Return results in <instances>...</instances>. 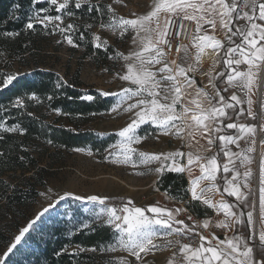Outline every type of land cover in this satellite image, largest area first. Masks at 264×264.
<instances>
[{"label": "snow or ice", "instance_id": "obj_1", "mask_svg": "<svg viewBox=\"0 0 264 264\" xmlns=\"http://www.w3.org/2000/svg\"><path fill=\"white\" fill-rule=\"evenodd\" d=\"M122 2L31 0V11L23 17L24 28L35 32L39 25L47 35L62 36L57 43L66 41L74 48H79L80 44L74 41L73 34L78 33L79 40H85L86 32H91L94 27L108 30L120 39L132 34L130 39L135 48L128 54L117 51L113 56L108 55L109 40L102 39L98 32H91L95 48L103 49L108 59L122 60L126 68L116 71L114 78L127 82L128 86L119 92L100 93L104 97H117L108 109L110 113L131 114L130 122L116 132L119 142L105 149L112 157L110 162L129 165L133 169L156 163L158 166L148 171L160 176L165 172L186 173L190 180L188 203L201 202L214 210L216 217L189 224L179 218L184 215L192 221L184 206L169 208L156 204L139 207L128 200L117 207L109 206L108 197L77 195L73 197L75 200L86 199L103 206L99 212L93 213V223L99 220L109 226L113 230L111 239L114 242L90 248L79 245L71 250L63 248L58 255L74 257L84 252H121L126 255L109 260L108 264H147L149 255L170 250L171 258L167 264H264V139L260 141L258 159L257 211V204L249 203L257 125L238 122L245 113L255 119L253 94L264 81V0H153L150 11L141 15L133 13L129 18L119 15L114 7ZM13 10L10 19L20 20L21 16L15 13L22 10V5L14 4ZM81 20L85 22L78 23ZM2 23L6 24L7 20ZM0 34L7 38L20 35L19 32L3 30ZM206 56L211 60V67L207 69L204 68ZM221 63L223 68L217 71ZM201 71L207 77L205 85H200L197 80L196 74ZM20 75L19 72L0 73V92L18 81ZM67 83L61 78L57 87ZM221 83L225 85L223 88ZM230 89L243 93L246 101L237 91L226 96ZM79 98L94 100L90 94ZM27 99L41 102L34 92ZM47 99L51 101L53 96ZM245 102L247 109L243 107ZM260 107L264 110V103ZM10 108L26 111L25 97H14L3 111L7 113ZM53 111L61 113L59 108ZM27 115L33 113L27 112ZM145 125L153 129L151 137L146 130L142 131ZM260 129L264 131V124ZM229 130H235V134ZM26 131L18 123L9 125L7 120L0 118V133L23 135ZM161 136L181 140L187 151L148 153L136 147L149 138L159 140ZM3 141L5 136L0 135V142ZM241 141L247 147L241 148ZM232 146L240 150L234 151ZM73 150L85 151L79 147ZM88 154L93 153L88 150ZM5 155L0 150V157ZM223 158H227L225 162H222ZM225 194L228 198H235L234 202L230 203ZM40 195L46 196L47 193ZM216 195L219 199H214ZM69 196L73 194L59 196L20 229L14 242L0 255V264H7L10 254L41 217ZM245 206L250 210L245 212ZM82 227L94 230L89 223H83ZM240 227L248 228L247 238L236 234ZM212 228L233 234L224 238L214 231L204 234L205 230ZM193 239H196L195 244L191 242Z\"/></svg>", "mask_w": 264, "mask_h": 264}, {"label": "rangeland", "instance_id": "obj_2", "mask_svg": "<svg viewBox=\"0 0 264 264\" xmlns=\"http://www.w3.org/2000/svg\"><path fill=\"white\" fill-rule=\"evenodd\" d=\"M105 2H111V0H105ZM152 4L153 0H123L122 4L114 5V7H116L119 15L129 18L133 13L141 15L150 11ZM105 19H107V17H105ZM240 23L243 24L244 22L241 21ZM91 32H98L102 39H108L109 45L115 47V52H110L109 55L114 56L117 51L128 54L130 50L135 48L130 39L132 34H126L124 39H120L118 35H114L108 30H99L94 27ZM75 34L77 35L78 33ZM75 34H73V39ZM62 39L63 37L57 34L43 42V53L37 57V61L40 62V68L44 70H54L62 80L66 81H68V73L72 76L79 70V77L83 82L84 89L98 91L100 93L102 91L119 92L121 88L128 86L127 82L114 78L116 71L126 70L122 60L106 59V56L98 53L95 56H85L84 46L80 45L79 48H74L68 45L66 41L57 43V40ZM221 64L216 69L217 71L220 70ZM35 67L34 63L25 65L16 61L7 71L11 73L19 72L21 73L20 76H22L24 74H32ZM210 67L211 60L206 56L204 58V68L207 69ZM105 68L109 69V71H104ZM202 71L198 72L196 76L198 83L200 85H205L207 84V77L202 74ZM234 91H237V94L241 95V98L246 101V97L243 93L235 89ZM113 98L115 103L117 97ZM253 101V110L256 112L258 119L259 111L262 110L260 105L264 103V87H262V82L260 88L253 94ZM243 107L247 109L246 102ZM41 108L48 114V121L53 122L58 113L48 109L44 105H42ZM130 115L131 114L123 112L110 113L107 110L101 112L92 121L84 125L83 129L92 130L102 138L111 137L113 140H111L109 145L105 148L107 149L110 145L119 142V137L116 135V132H118L120 128L126 126L127 122H130ZM262 116L264 124V110H262ZM249 118L252 117L249 116ZM252 123L256 124L257 121ZM61 124L69 126V123L66 121H63ZM143 130H146L150 137L153 135V129L150 126H143L142 131ZM39 146V149L42 150V153H40L41 161L39 166L44 169L39 177L41 180L43 179L44 184L39 187V190L40 193L45 192L47 195L41 196L39 194L37 200L28 208V218L21 226V229L34 219L38 212L57 200L59 196H63L66 193H72L73 196L61 200L59 204H56L54 208L50 209L48 213L41 217L36 225H34L33 229L26 234L24 241H22V243L17 246V249L10 254L7 264H41L43 261V251L46 249L53 234L67 233L71 235L76 231L84 229L82 227L83 223L91 224L93 229L107 226L99 220L93 223L95 219L93 213L99 212L103 206L94 204L86 199L79 201L75 200L73 197L77 195L83 197L99 195L108 198L127 196L129 197L128 200H132L134 204L139 207L159 204L169 208L184 206L189 209L188 201H183V204H181L180 200L170 196L168 192L162 191L159 188L157 181L160 175L148 171L149 168L157 167L158 165L156 163L149 166L141 165L139 168L133 169L129 165L111 163L110 160L112 157L108 156L105 149L94 150L91 147H79L84 148L85 151L76 152L73 150L74 148L56 147L50 143L44 142H41ZM136 147H138L140 151L148 153L168 152L177 149L187 151V148L181 140L175 137L165 136H161L159 140L149 138ZM232 147L234 151L240 150L236 149L234 146ZM244 147H247L246 143L241 145V148ZM88 150H91L93 154L89 155ZM260 152L261 151L257 152L256 146V152L252 154L254 157V163L251 165L253 170V176L251 178L252 199L249 200V203L257 204V173ZM36 155H38V153H36ZM208 155H211V153H208ZM106 156H108V159H105ZM241 171H243V168H241ZM137 173L144 174L140 175ZM185 175L190 186L188 175L186 173ZM225 198L228 199L226 194ZM214 199H219V196L216 195ZM229 202L231 203L230 200ZM199 203L202 211L201 213L203 214L202 216L215 213L214 210L207 208L201 202ZM109 206L119 207L120 205ZM243 210L246 212L250 209L245 206ZM179 218L185 219L186 223L189 222L184 215H181ZM220 218H222V214ZM19 230L16 235L19 234ZM245 233L249 235L247 227H240L236 231V234L241 236L246 235ZM232 234L233 233H227L226 235L231 236ZM11 242H14V238ZM113 242L114 241L111 240L100 245L104 246ZM10 243L0 247V255H3ZM254 251L256 250L254 249ZM169 253L170 250L156 252L155 254L149 255L146 258V262L147 264H164L168 260ZM92 255L93 257L90 258L79 257L75 260L76 262H84L87 260L94 262L87 264H108L109 260H115L121 255H126V253H101L98 251L92 253Z\"/></svg>", "mask_w": 264, "mask_h": 264}, {"label": "trees", "instance_id": "obj_3", "mask_svg": "<svg viewBox=\"0 0 264 264\" xmlns=\"http://www.w3.org/2000/svg\"><path fill=\"white\" fill-rule=\"evenodd\" d=\"M30 2L31 0H0V30L20 33L15 38H7L0 34V73L8 72V68L16 61L25 65L34 63L36 66L32 74L19 76L18 81H14L12 86L0 92V118L7 120L9 125L18 123L27 130L23 135L0 133L5 136V141L0 142V150L6 153L4 157H0V247L10 243L17 231L21 229L28 218V208L37 200L40 194L39 187L44 184L43 179L39 178L44 170L39 166L40 153H42L39 149L41 142L51 141L50 144L53 146L68 149L91 147L94 150H104L113 140L111 137L102 138L92 130L83 129L84 125L114 104L112 96L104 97L98 91L84 89L79 70L72 76L68 73V83L63 87H57L58 82H61V77L54 70L40 68L37 57L43 53V42L53 35L45 34L39 25L35 32L24 28L23 17L31 11ZM16 3L22 5V10L15 13L21 16L20 20L10 19L14 11L13 5ZM35 7H41V5ZM6 20V24L2 23ZM84 22L81 20L78 23L83 24ZM74 40L84 46L85 56L92 55L94 52L106 56L103 49L97 50L93 45L91 32H86L85 40H79L78 34H75ZM110 52H115L113 45H109L108 55ZM105 58L107 59V56ZM222 68L223 64L220 70ZM224 86L220 84L221 88ZM232 91L234 89H230L225 95H230ZM33 92L40 97V103L27 99V96ZM85 94L92 95L94 100L85 101L79 98ZM18 95L25 97L26 111L10 108L9 112H4L3 107ZM50 95L53 96L51 101L47 99ZM42 105L51 110L59 108L61 113L56 115L53 122H50L48 114L41 108ZM27 112L33 115L28 116ZM93 113L96 114L93 115ZM63 121L68 122L69 126L61 124ZM255 121H257V116L253 119L245 113L238 122L250 124ZM229 131L235 134V130ZM20 157L24 159L21 160ZM226 159L223 158L222 162ZM157 184L162 191L168 192L170 196L180 201L190 200L189 184L185 174L165 172L159 177ZM128 199L127 196L109 197L107 203L121 205ZM228 199L234 202V198ZM251 199L252 195L249 197V200ZM199 204L198 201H192L188 203V207L191 212L202 216ZM112 236L113 230L109 226L97 227L92 231L81 229L71 235L53 234L43 251L41 264L94 263L90 260L84 262L75 260L79 257H93L92 253L84 252L74 257L67 254L58 255V253H61L63 248L71 250L77 245L89 248L100 245L111 241ZM243 237L247 238L248 234Z\"/></svg>", "mask_w": 264, "mask_h": 264}, {"label": "built area", "instance_id": "obj_4", "mask_svg": "<svg viewBox=\"0 0 264 264\" xmlns=\"http://www.w3.org/2000/svg\"><path fill=\"white\" fill-rule=\"evenodd\" d=\"M178 39H179V38L177 37V40H178ZM186 42H187V41H185V43H186ZM173 53H174V49H173ZM262 117H263V116H262V110H260V111H259V114H258L257 123H256V125H257V134H256V140H257V145H256V146H257V152L261 151L260 141H261L262 139H264V131H262V130L260 129V125L263 124ZM187 209H188V208H187ZM188 214L192 216V221H189V222H188L189 224H191L193 221H203L204 219H209V218L214 219V218L216 217V214H215V213L209 214V215H207V216H199V215H197V214L191 212L189 209H188ZM209 231H214L215 234H216L217 236L221 237V238H224V236L227 234V233H225V231H223V230H221V229H218V228H212V229H209V230H205V231H204V234H205V235H208V232H209ZM184 242H189V241L185 240ZM191 242H192L193 244H195V243H196V239H193ZM170 258H171V257H170V253H169V257H168V259H170ZM167 261H168V260H167ZM164 264H167V262L164 263Z\"/></svg>", "mask_w": 264, "mask_h": 264}, {"label": "crops", "instance_id": "obj_5", "mask_svg": "<svg viewBox=\"0 0 264 264\" xmlns=\"http://www.w3.org/2000/svg\"><path fill=\"white\" fill-rule=\"evenodd\" d=\"M262 85H263V87H264V81H262ZM251 124H253V123H251ZM243 143H245L244 141H241V145L243 144ZM252 168V167H251ZM197 174H198V172H197ZM189 178V177H188ZM190 187V186H189Z\"/></svg>", "mask_w": 264, "mask_h": 264}, {"label": "bare ground", "instance_id": "obj_6", "mask_svg": "<svg viewBox=\"0 0 264 264\" xmlns=\"http://www.w3.org/2000/svg\"><path fill=\"white\" fill-rule=\"evenodd\" d=\"M262 87H263V85H262ZM257 209H258V194H257Z\"/></svg>", "mask_w": 264, "mask_h": 264}]
</instances>
